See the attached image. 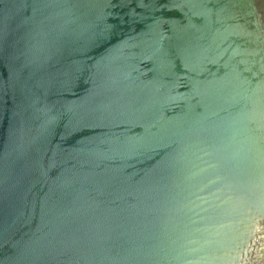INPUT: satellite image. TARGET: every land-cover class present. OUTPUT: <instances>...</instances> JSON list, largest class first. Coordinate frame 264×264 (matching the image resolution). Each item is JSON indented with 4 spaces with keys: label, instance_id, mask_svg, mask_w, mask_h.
<instances>
[{
    "label": "water",
    "instance_id": "1",
    "mask_svg": "<svg viewBox=\"0 0 264 264\" xmlns=\"http://www.w3.org/2000/svg\"><path fill=\"white\" fill-rule=\"evenodd\" d=\"M0 264H264V0H0Z\"/></svg>",
    "mask_w": 264,
    "mask_h": 264
}]
</instances>
